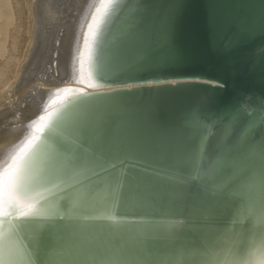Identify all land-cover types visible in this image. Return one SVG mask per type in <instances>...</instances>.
<instances>
[{
  "label": "water",
  "instance_id": "1",
  "mask_svg": "<svg viewBox=\"0 0 264 264\" xmlns=\"http://www.w3.org/2000/svg\"><path fill=\"white\" fill-rule=\"evenodd\" d=\"M86 53L100 87L55 103L39 133L44 215L0 227L22 264H232L262 249L264 171L230 162L264 151V0H117ZM123 139L160 167L121 159ZM205 143L200 162L186 155Z\"/></svg>",
  "mask_w": 264,
  "mask_h": 264
},
{
  "label": "bare ground",
  "instance_id": "2",
  "mask_svg": "<svg viewBox=\"0 0 264 264\" xmlns=\"http://www.w3.org/2000/svg\"><path fill=\"white\" fill-rule=\"evenodd\" d=\"M98 4L99 0H29L28 45L20 61L14 52L21 26L15 23L11 0H0V164L25 137L39 136L40 125L46 121L32 128L28 125L70 94L57 90L72 88L86 92V86L91 87L85 66L84 33ZM81 52L84 53L83 73L80 71ZM11 67H14L12 73L8 72ZM123 140L121 148L124 147L125 153L121 151V159L150 163L133 155L132 148L135 147L131 141ZM206 145L201 150H190L186 155L197 153L200 162ZM211 157V154L207 155L206 167L217 163L210 162ZM44 158L45 148H41L25 177L26 183L36 189L35 194L39 197L43 193L39 172L43 170ZM150 164L159 166L153 160ZM230 164L250 168L241 173L264 171V151L236 158ZM130 181L136 184L133 179ZM22 259L20 248L9 230H0V264H22ZM232 264H264V247L245 261Z\"/></svg>",
  "mask_w": 264,
  "mask_h": 264
},
{
  "label": "snow or ice",
  "instance_id": "3",
  "mask_svg": "<svg viewBox=\"0 0 264 264\" xmlns=\"http://www.w3.org/2000/svg\"><path fill=\"white\" fill-rule=\"evenodd\" d=\"M116 2L117 0H99L91 21L87 25V30L84 33V47L88 49L90 60L93 59V46L97 41L102 24ZM80 71L81 73L84 71L83 52H81ZM92 86L100 87L99 84H93ZM57 91L87 95V93L72 88L59 89ZM54 114L40 115L36 120L31 121L28 127L32 128L42 121H47L40 125L39 131L43 133L51 126V117ZM40 141V136L25 137L20 144L15 146L13 152L8 155L4 163L0 164V227L11 225L10 230L14 231L17 226L12 224V221L44 215L38 207L40 198L35 194L36 189L25 181V177L40 146ZM112 167H115V165H112ZM56 180V176L53 179L49 178V183L55 184Z\"/></svg>",
  "mask_w": 264,
  "mask_h": 264
},
{
  "label": "rangeland",
  "instance_id": "4",
  "mask_svg": "<svg viewBox=\"0 0 264 264\" xmlns=\"http://www.w3.org/2000/svg\"><path fill=\"white\" fill-rule=\"evenodd\" d=\"M28 2L29 0H11V5L13 7V11L15 13V23L21 26L19 28V34L17 39V45H16V51L15 57L19 58L20 61L22 60V56L25 54L27 50V32L29 27V13H28ZM8 44H11V41L8 42ZM14 71V67H11L8 72ZM9 73V76L11 77L12 74Z\"/></svg>",
  "mask_w": 264,
  "mask_h": 264
}]
</instances>
